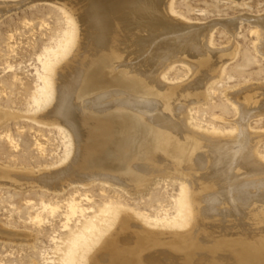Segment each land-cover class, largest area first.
Masks as SVG:
<instances>
[{
  "label": "bare ground",
  "instance_id": "6f19581e",
  "mask_svg": "<svg viewBox=\"0 0 264 264\" xmlns=\"http://www.w3.org/2000/svg\"><path fill=\"white\" fill-rule=\"evenodd\" d=\"M47 1L71 28L43 61V106L38 101L33 116L62 129L69 151L62 165L48 171L0 169V177L84 186L92 181L134 195L155 180L174 179L181 181L177 203L183 213L172 224L152 225L126 208L101 210L57 248L59 264H264V156L245 121L257 92L244 88L250 93L239 95L242 105L231 101L241 116L237 131H196L190 109L209 93L206 85L223 58L208 49L190 55L195 62L187 64L192 76L184 83L169 82L160 71L164 65L146 59V36L198 29L174 19L172 0ZM263 114L258 105L255 116ZM8 115L0 111V122ZM250 174H257L256 185ZM69 205L72 214L76 205Z\"/></svg>",
  "mask_w": 264,
  "mask_h": 264
},
{
  "label": "rangeland",
  "instance_id": "374dc122",
  "mask_svg": "<svg viewBox=\"0 0 264 264\" xmlns=\"http://www.w3.org/2000/svg\"><path fill=\"white\" fill-rule=\"evenodd\" d=\"M171 6L174 19L189 27L196 25L198 29L187 30L188 36L175 30L146 36L144 39L149 42L146 46L150 49L145 54H153L152 59H146L164 65L160 71L169 82L184 83L192 76L189 66L195 61L190 55L205 54L204 49L222 54V65L206 85L209 93L192 104L190 123L196 131L204 133L237 131L241 116L231 101L242 105L240 96L251 89V93L257 92L259 96L257 102L256 99L250 102L251 115L245 121L250 133L257 136V153L264 156V114L255 116L258 105L264 110V45L260 44L264 42V0H172ZM70 28L64 13L47 0H0V111L10 114L0 122L3 172L48 171L66 160L67 134L48 122L35 120L34 116L39 110L37 102L41 101L43 106L40 79L43 61L63 44ZM255 30H260L259 35ZM182 34L186 39H182ZM248 178L258 179L257 174ZM16 183L0 179V264H59L58 249L65 247L63 242L78 234L101 210L126 208L152 225L172 224L183 214L177 203L181 181L174 179L155 180L148 187L138 189L140 194L136 195L92 181L85 182L87 186L74 180L62 184L42 180ZM252 183L256 185L257 181ZM69 204L76 205L73 215ZM80 209L84 211L80 213ZM8 233L29 238L13 239Z\"/></svg>",
  "mask_w": 264,
  "mask_h": 264
}]
</instances>
